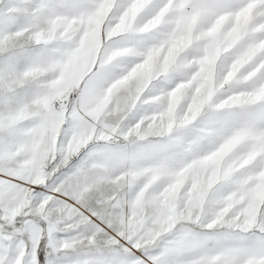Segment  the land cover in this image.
<instances>
[{
    "label": "snow or ice",
    "instance_id": "6c2138e0",
    "mask_svg": "<svg viewBox=\"0 0 264 264\" xmlns=\"http://www.w3.org/2000/svg\"><path fill=\"white\" fill-rule=\"evenodd\" d=\"M0 264H264V0H0Z\"/></svg>",
    "mask_w": 264,
    "mask_h": 264
}]
</instances>
